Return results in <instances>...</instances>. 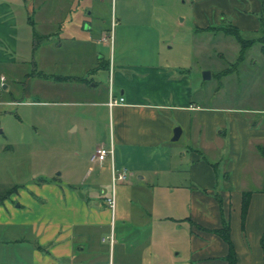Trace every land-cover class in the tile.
Segmentation results:
<instances>
[{
  "label": "crops",
  "instance_id": "crops-1",
  "mask_svg": "<svg viewBox=\"0 0 264 264\" xmlns=\"http://www.w3.org/2000/svg\"><path fill=\"white\" fill-rule=\"evenodd\" d=\"M47 1L0 0V84L9 87L30 63V96L66 94L69 83L95 94L98 79L62 68L84 60L74 51L85 42L79 20L75 33L59 35L76 0H59L57 14L44 9ZM213 1H196L197 29L230 18L241 32H262L264 0H218L217 10L208 8ZM123 14L115 24L141 33ZM107 65L108 92L92 104L96 116L108 112L109 137L77 148L42 182L0 181V189L8 187L0 190V264H264V109L203 106L174 63L111 60L96 70ZM111 94L124 96V104L110 108ZM177 126L182 133L173 140ZM111 142L113 156L97 159L96 149ZM114 169L130 175L117 184L112 211ZM245 192L251 197L243 221ZM226 224L233 263L218 232Z\"/></svg>",
  "mask_w": 264,
  "mask_h": 264
},
{
  "label": "rangeland",
  "instance_id": "rangeland-1",
  "mask_svg": "<svg viewBox=\"0 0 264 264\" xmlns=\"http://www.w3.org/2000/svg\"><path fill=\"white\" fill-rule=\"evenodd\" d=\"M196 1L76 0L70 3L72 12L59 35L75 33L77 28L73 23L79 20V34H83L85 42L74 51L82 54L84 60L80 64L69 63L62 67L63 71L74 70L98 79L100 88L93 90V95L85 94L76 90V83H69L66 94L30 96L24 76L32 67L30 63L21 68L17 81H7L9 87L1 83L0 181L6 185L18 180L42 182L53 172L58 173L62 159L73 155L77 148L88 147L97 138L109 137L108 112L96 116L92 102L102 100L109 87L108 65L97 70L96 66L111 60L113 64L174 63L176 74L187 76L193 87V99L203 106L264 109V50L259 39L263 33L241 32L248 43L243 50L236 37L219 30V26L207 31L197 29L193 23ZM62 6L59 0H49L44 9L57 14ZM211 7L217 10L219 1L209 2L208 8ZM124 12H127L126 22L133 29L141 26V33L128 35L123 32L124 26L115 24V16H125ZM83 20L93 23L92 30L83 29ZM229 20L222 25L227 27ZM205 71L211 72L210 78H204Z\"/></svg>",
  "mask_w": 264,
  "mask_h": 264
},
{
  "label": "trees",
  "instance_id": "trees-1",
  "mask_svg": "<svg viewBox=\"0 0 264 264\" xmlns=\"http://www.w3.org/2000/svg\"><path fill=\"white\" fill-rule=\"evenodd\" d=\"M215 27H218V26H214L211 28L215 29ZM219 30L224 31L225 33L229 35L235 36L236 39L242 44L243 50L248 47L247 41L243 38L241 31L236 26L229 23L227 27L223 25L219 26ZM262 33H263V36L259 37V39L263 43V50H264V19H262ZM242 58L243 57H241V59ZM258 151L264 157V146H258ZM250 197H251L250 192H245L243 195V204H242L243 205L242 206L243 221H245V218H246L247 210H248L249 203H250ZM1 201H2V197H0V202ZM218 232L229 245V260L233 263L235 261V250H234V244L230 236V226L226 224L221 229H219Z\"/></svg>",
  "mask_w": 264,
  "mask_h": 264
},
{
  "label": "built area",
  "instance_id": "built-area-1",
  "mask_svg": "<svg viewBox=\"0 0 264 264\" xmlns=\"http://www.w3.org/2000/svg\"><path fill=\"white\" fill-rule=\"evenodd\" d=\"M125 102L124 96L116 97L114 95H110L108 101L106 104L112 108L117 105H122ZM114 154V145L113 142H111L108 146H101L96 149L95 157L101 161H104L108 156H113ZM129 171L127 169H124L122 171L120 170H113L112 171V177H111V185H112V192L111 195L107 197V203L108 206L112 211H114L116 206V186L119 182L125 181L129 178Z\"/></svg>",
  "mask_w": 264,
  "mask_h": 264
},
{
  "label": "water",
  "instance_id": "water-1",
  "mask_svg": "<svg viewBox=\"0 0 264 264\" xmlns=\"http://www.w3.org/2000/svg\"><path fill=\"white\" fill-rule=\"evenodd\" d=\"M211 77V72L210 71H205L204 72V78L207 79V78H210ZM182 133V129L180 126H177L175 129H174V137H173V140H178L180 138V135Z\"/></svg>",
  "mask_w": 264,
  "mask_h": 264
}]
</instances>
